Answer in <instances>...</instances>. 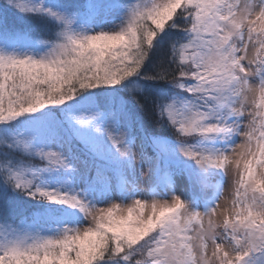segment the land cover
<instances>
[{
  "label": "snow or ice",
  "instance_id": "6c2138e0",
  "mask_svg": "<svg viewBox=\"0 0 264 264\" xmlns=\"http://www.w3.org/2000/svg\"><path fill=\"white\" fill-rule=\"evenodd\" d=\"M0 264H264V0H0Z\"/></svg>",
  "mask_w": 264,
  "mask_h": 264
}]
</instances>
